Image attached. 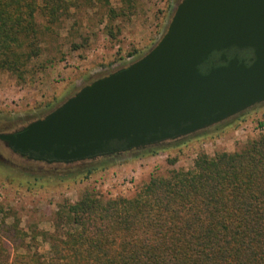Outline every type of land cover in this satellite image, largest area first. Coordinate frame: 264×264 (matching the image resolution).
<instances>
[{
	"label": "trees",
	"instance_id": "16d2710c",
	"mask_svg": "<svg viewBox=\"0 0 264 264\" xmlns=\"http://www.w3.org/2000/svg\"><path fill=\"white\" fill-rule=\"evenodd\" d=\"M80 1L108 4L0 0V71L23 79L40 55L36 14L53 25ZM127 154L59 164L65 169L51 173L71 175L77 164L89 174L96 163ZM8 215L0 206V264H264V133L238 152L202 154L189 171L152 177L132 198L84 191L57 211L47 255L17 252L26 235L5 223Z\"/></svg>",
	"mask_w": 264,
	"mask_h": 264
},
{
	"label": "rangeland",
	"instance_id": "374dc122",
	"mask_svg": "<svg viewBox=\"0 0 264 264\" xmlns=\"http://www.w3.org/2000/svg\"><path fill=\"white\" fill-rule=\"evenodd\" d=\"M180 1L108 0L106 6L80 1L53 25L36 14L40 55L26 65L21 80L0 71V133L42 118L83 86L144 56L165 33ZM262 122L264 103L181 140L96 163L89 174L76 164L68 176L51 173L63 166L30 165L0 143V206L9 213L5 223L17 224L26 235L17 252L47 255L57 211L84 191L104 199L132 198L152 177L191 170L199 155L242 150L264 133Z\"/></svg>",
	"mask_w": 264,
	"mask_h": 264
},
{
	"label": "water",
	"instance_id": "95a60500",
	"mask_svg": "<svg viewBox=\"0 0 264 264\" xmlns=\"http://www.w3.org/2000/svg\"><path fill=\"white\" fill-rule=\"evenodd\" d=\"M230 49L252 57L228 60ZM214 53L224 65L205 69ZM263 102L264 0H181L144 56L0 141L29 160L72 164L108 154L111 142L125 152L191 135Z\"/></svg>",
	"mask_w": 264,
	"mask_h": 264
},
{
	"label": "flooded vegetation",
	"instance_id": "af4514ba",
	"mask_svg": "<svg viewBox=\"0 0 264 264\" xmlns=\"http://www.w3.org/2000/svg\"><path fill=\"white\" fill-rule=\"evenodd\" d=\"M225 56H226V58L229 60V59H232L233 57H237L240 61H244L245 63H247V62H249V59L252 57V54H251V51L250 50H235V49H230V50H228V51H225L224 53H223ZM220 57H221V54H218V53H214L211 57H210V59L208 60V63L205 65V69H210V68H216V67H219V66H222V65H224L221 61H220ZM264 103V102H263ZM263 103H261V104H263ZM260 105V104H259ZM256 106H258V105H256ZM255 107V106H254ZM243 113V112H242ZM241 114V113H240ZM240 114H238V115H240ZM238 115H236V116H238ZM236 116H234V117H236ZM234 117H231V118H229V119H227V120H225V121H228V120H230V119H232V118H234ZM224 121V122H225ZM223 123V122H222ZM219 124H221V123H219ZM219 124H216V125H219ZM216 125H214V126H216ZM25 126V125H24ZM213 127V126H212ZM21 128V127H20ZM211 128V127H210ZM207 129H209V128H207ZM18 130V129H17ZM206 130V129H205ZM15 131V130H14ZM202 131H204V130H202ZM199 132H201V131H199ZM199 132H196V133H194V134H197V133H199ZM194 134H191V135H194ZM191 135H187V136H183V137H180V138H177V139H174V140H168V141H164V142H161V143H158V144H156V145H151V146H147V147H145V148H143V149H139V150H129V151H125V152H123V149H124V143H119V142H111L110 144H109V153L108 154H105L104 156H100V157H105V156H112V155H121V154H126V153H137V152H142V151H146V150H152V149H154V148H157V147H159V146H161V145H164V144H166V143H170V142H175V141H178V140H181V139H183V138H186V137H189V136H191ZM0 143H2L5 147H7V144L6 143H4V142H1L0 141ZM7 149L13 154V155H16V156H18V157H20V158H24V159H26L27 161H34V160H29L27 157H21L19 154H15V153H13L8 147H7ZM113 150H116L117 152H115L114 154H111V152L113 151ZM100 157H98V158H100ZM34 162H37V161H34ZM37 163H45V162H37ZM76 163H78V162H76ZM46 165H48V166H53V165H59V164H62V163H52V164H48V163H45ZM73 164V163H72ZM66 165H69V164H66Z\"/></svg>",
	"mask_w": 264,
	"mask_h": 264
}]
</instances>
